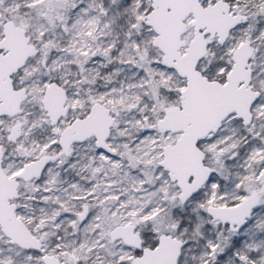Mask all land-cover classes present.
<instances>
[{
	"label": "snow or ice",
	"instance_id": "6c2138e0",
	"mask_svg": "<svg viewBox=\"0 0 264 264\" xmlns=\"http://www.w3.org/2000/svg\"><path fill=\"white\" fill-rule=\"evenodd\" d=\"M0 264H264V0H0Z\"/></svg>",
	"mask_w": 264,
	"mask_h": 264
}]
</instances>
